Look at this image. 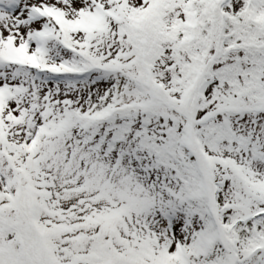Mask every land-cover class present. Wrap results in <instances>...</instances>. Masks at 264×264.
Segmentation results:
<instances>
[{
	"label": "snow or ice",
	"instance_id": "obj_1",
	"mask_svg": "<svg viewBox=\"0 0 264 264\" xmlns=\"http://www.w3.org/2000/svg\"><path fill=\"white\" fill-rule=\"evenodd\" d=\"M0 264H264V0H0Z\"/></svg>",
	"mask_w": 264,
	"mask_h": 264
}]
</instances>
